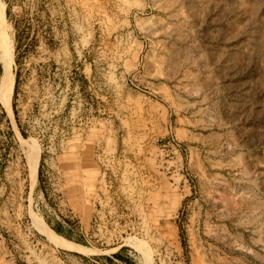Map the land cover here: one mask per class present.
I'll return each mask as SVG.
<instances>
[{
  "label": "rangeland",
  "instance_id": "374dc122",
  "mask_svg": "<svg viewBox=\"0 0 264 264\" xmlns=\"http://www.w3.org/2000/svg\"><path fill=\"white\" fill-rule=\"evenodd\" d=\"M8 2L0 264H264V0Z\"/></svg>",
  "mask_w": 264,
  "mask_h": 264
},
{
  "label": "bare ground",
  "instance_id": "6f19581e",
  "mask_svg": "<svg viewBox=\"0 0 264 264\" xmlns=\"http://www.w3.org/2000/svg\"><path fill=\"white\" fill-rule=\"evenodd\" d=\"M6 36L0 35V67L2 69L1 75H0V104L9 110V99L11 97V77H10V68L12 64V57L9 53L8 45L5 47V41H7ZM9 43V41H7ZM27 162L30 164V171L32 176V187L30 191L33 190L35 184H36V157L32 152L29 150H25ZM29 167V166H28ZM35 204V203H34ZM43 223V221H42ZM40 223L39 225L42 226L43 231L45 232V236L47 240L54 244L55 246H59V248L68 249L71 251L78 252L79 254H84L87 252V249L83 246L76 245L70 241H66L62 238H60L56 233L49 230L48 227H46L45 224ZM38 225V227H39ZM41 228V229H42Z\"/></svg>",
  "mask_w": 264,
  "mask_h": 264
},
{
  "label": "trees",
  "instance_id": "16d2710c",
  "mask_svg": "<svg viewBox=\"0 0 264 264\" xmlns=\"http://www.w3.org/2000/svg\"><path fill=\"white\" fill-rule=\"evenodd\" d=\"M6 3V9H5V15H6V19H10L11 17V8L9 5L8 0H4ZM12 24V28L14 30V41H15V54L16 56V62H17V58L18 56H22L25 53L28 52V50L34 46L33 44H35V39L34 37L30 36L31 32H30V28L26 26V24L24 23V21L21 18H14V20L10 21ZM47 35L45 36L46 41H47V45L49 47V49H53V39L52 37L49 35V32L46 33ZM17 86H18V73H16L15 75V85H14V91H13V97L15 98L16 96V92H17ZM12 108H13V113H14V117L16 120V124L17 127L19 129V132L22 136H25L22 127L20 126V124L18 123V118H17V113L14 107V104H12ZM38 178L40 179V171L38 172ZM57 234H59V232L57 230H54ZM183 248H185L184 244H183ZM115 259L119 260L121 262V264H133V261L130 258H124L122 256V252H118L116 254L113 255Z\"/></svg>",
  "mask_w": 264,
  "mask_h": 264
}]
</instances>
